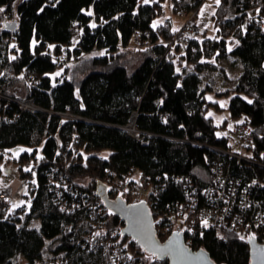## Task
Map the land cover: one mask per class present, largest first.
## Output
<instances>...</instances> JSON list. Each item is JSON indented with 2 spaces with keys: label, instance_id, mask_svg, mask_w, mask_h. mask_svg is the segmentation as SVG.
I'll use <instances>...</instances> for the list:
<instances>
[{
  "label": "trees",
  "instance_id": "1",
  "mask_svg": "<svg viewBox=\"0 0 264 264\" xmlns=\"http://www.w3.org/2000/svg\"><path fill=\"white\" fill-rule=\"evenodd\" d=\"M165 1L0 0V161L6 150L29 146L32 150L15 160L24 179L35 178L27 217L0 216V264H45L51 256L67 264L102 262L100 251L83 244L89 213L70 212L53 200L52 185L60 178L54 168L68 167L69 183L81 190L96 189L97 181L112 173L139 172L157 186L160 206L174 209L177 202H188L187 179L203 190L218 182L217 168L228 180L263 183L256 192L264 208V30L259 23L264 22V0H217V35L173 45V19L154 24ZM171 1L175 13L198 8L193 0ZM254 11L259 22L251 17ZM138 36L142 43L135 48ZM134 50L140 59L131 69L126 56ZM63 51L67 58H61ZM229 54L243 64L235 84L202 88V72L216 69ZM180 57L191 70L178 71ZM19 84L42 109L19 107L13 100ZM210 92L229 97L231 116L255 127L257 163H239L211 148H228L229 139L219 130L228 120L218 123L208 114L213 106L222 108ZM135 113L143 139L125 128ZM29 163L32 169L25 170ZM156 219L158 236L165 240ZM188 221L185 237L191 247L206 249L217 264H250V246L239 231L198 216ZM124 224L107 211V231ZM129 244L143 264H169L134 239Z\"/></svg>",
  "mask_w": 264,
  "mask_h": 264
},
{
  "label": "built area",
  "instance_id": "2",
  "mask_svg": "<svg viewBox=\"0 0 264 264\" xmlns=\"http://www.w3.org/2000/svg\"><path fill=\"white\" fill-rule=\"evenodd\" d=\"M205 1L193 0L198 8L186 12L187 18L183 26L176 29L170 41L171 45L185 44L199 38L201 31L200 10ZM251 17L258 21V12H252ZM259 23L264 30V22ZM141 43L142 40L138 36L136 45L140 46ZM13 100L18 103L22 110L36 111L42 109L36 103L34 97L17 94L13 97ZM60 113L66 114L65 112ZM67 114L78 117V115L72 113ZM254 130L255 127L251 123L240 120L225 132L229 139L228 148L215 146H211V148L220 154L236 158L239 163H257L252 152L255 147ZM130 134L138 139H143L136 128ZM216 170L217 168L215 172L218 175V182L203 190L198 189L192 179H187L186 200L188 202L185 204L177 202V209L170 205L166 208L160 206L157 186L150 182L149 177L142 176L139 172L125 176H116L112 173L107 176L105 182L109 185L110 193H114L116 196L121 195L129 202L146 200L155 216V222H157L156 215L159 218V229L165 239L174 230H183L186 233L191 226L188 218L198 216L219 227L237 230L247 240L253 234L260 244H264V208L262 200L256 192L257 187L263 186V183L259 182L258 186L256 183L253 185L242 183L241 177H233L228 180L219 175ZM68 171V167L62 170L54 168L53 172L60 178L55 179L52 185L53 200L70 212L81 209L89 213V225L84 234V246L102 253L103 259L100 264H143L140 259L138 260L134 256L129 240L123 238L126 235L122 233V227L107 231L105 224L109 209L103 201H99L95 197V195L99 196L97 190H81L70 184L67 177ZM137 174L138 176H136ZM14 198L15 191L11 186L0 188V201L4 209L13 210L15 207ZM179 212L181 214L175 217ZM45 264L67 263L60 256H51L46 258Z\"/></svg>",
  "mask_w": 264,
  "mask_h": 264
},
{
  "label": "rangeland",
  "instance_id": "3",
  "mask_svg": "<svg viewBox=\"0 0 264 264\" xmlns=\"http://www.w3.org/2000/svg\"><path fill=\"white\" fill-rule=\"evenodd\" d=\"M217 0H206L201 7L200 10V24L201 31L199 33L200 38L206 33L210 36L217 35V28L214 25L213 13L216 9ZM88 13L93 14V8L87 9ZM171 17L173 19V28L180 29L186 18L187 13L179 12L175 13L173 11V4L171 0H166L164 5L163 14L157 17L154 20V24H158L160 21H165V18ZM167 21V19H166ZM92 23L95 24V19L92 20ZM133 47H139L134 43ZM96 53H100L101 51H95ZM68 51H63L61 54V58H67ZM129 58L128 66L132 69L134 67V63L139 61L140 53L137 50L129 51L127 56ZM180 63L178 64V71L186 72L192 69V65L188 64L183 57H180ZM243 68V64L239 57L229 54L225 57H222L219 61V65L216 69H207L202 72V88L206 87L207 84H211L217 90H224L226 88L232 87L238 76L240 75ZM58 70L57 72H59ZM19 93V95L25 96V91L21 84L18 85V88L15 90ZM209 97L212 100H218L221 103L222 108L218 109L215 106L211 107L208 111V114H211L215 117L218 123L223 122L227 119V126L222 127L219 130L226 132L228 129H231L234 124L243 118H233L228 109L229 97L227 96H218L215 92H210ZM133 128L135 129V123ZM131 129L129 126L126 129L130 132H134V129ZM32 149L26 145H17L9 150L4 152V157L0 161V188L5 186H11L15 191V207L13 210L8 211L4 209L1 205L0 201V214L2 215H20L22 217H27L28 212L30 211L31 200L33 189L35 188V178L32 179H24L20 173V165L15 160L18 156L25 152L31 151ZM33 163L24 164L23 167L25 170H31ZM138 176V174L136 175ZM1 216V215H0ZM29 222L31 224L37 225L39 224V219L34 217H29ZM131 237H127V240H131Z\"/></svg>",
  "mask_w": 264,
  "mask_h": 264
},
{
  "label": "water",
  "instance_id": "4",
  "mask_svg": "<svg viewBox=\"0 0 264 264\" xmlns=\"http://www.w3.org/2000/svg\"><path fill=\"white\" fill-rule=\"evenodd\" d=\"M136 119L135 113V122ZM96 190L108 209L125 222L122 233L134 239L147 253L159 259H168L169 264H217L206 249H194L188 245L183 230H174L162 240L158 236L155 216L146 200L129 202L121 195L112 197L109 185L102 179L97 181ZM248 243L250 264H264V244H260L253 234Z\"/></svg>",
  "mask_w": 264,
  "mask_h": 264
},
{
  "label": "bare ground",
  "instance_id": "5",
  "mask_svg": "<svg viewBox=\"0 0 264 264\" xmlns=\"http://www.w3.org/2000/svg\"><path fill=\"white\" fill-rule=\"evenodd\" d=\"M135 123V114H133V116L130 119V122L128 124V126L132 129ZM134 129V128H133Z\"/></svg>",
  "mask_w": 264,
  "mask_h": 264
},
{
  "label": "snow or ice",
  "instance_id": "6",
  "mask_svg": "<svg viewBox=\"0 0 264 264\" xmlns=\"http://www.w3.org/2000/svg\"><path fill=\"white\" fill-rule=\"evenodd\" d=\"M145 2H147V0H145ZM3 9H0V11H2ZM89 15H91V13H89ZM94 26V25H93ZM56 75H59V73H57Z\"/></svg>",
  "mask_w": 264,
  "mask_h": 264
}]
</instances>
